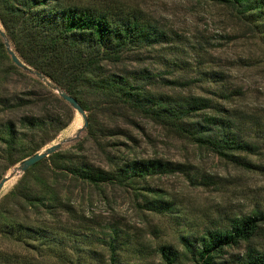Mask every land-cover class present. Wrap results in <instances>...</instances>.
<instances>
[{
    "label": "rangeland",
    "instance_id": "1",
    "mask_svg": "<svg viewBox=\"0 0 264 264\" xmlns=\"http://www.w3.org/2000/svg\"><path fill=\"white\" fill-rule=\"evenodd\" d=\"M61 1L71 6L134 12L169 36L164 44L125 53L121 63L105 62L101 77L108 73L129 81L136 77V85L161 99L212 98L223 109L260 120L257 126L246 124L245 136L254 140L262 137L261 149L248 156L256 169L238 168L141 114L110 106L104 95L85 86L81 94L88 127L94 131L91 137L89 129H83L82 117L60 98L56 86L17 68L7 53L0 51V123L13 122L22 133L13 148L18 160L58 144L53 154L74 164L108 171L125 160L160 161L183 165L197 178L191 184L184 173L167 172L134 181L132 186L116 182L93 185L64 178L48 157L25 173H15L23 160L10 166L0 144V181L11 177L0 192V203L26 177L33 194L42 197L45 192L49 198L58 193L71 207L58 218L45 208L33 210L36 213L11 211L10 224L40 232L42 241H18L16 236L0 233V264H109L107 227L129 236L119 257L122 264H161L155 254L159 246L171 245L181 252V237L193 242L205 229L225 224L229 217L264 210V20L257 27L231 6L207 0ZM0 42L4 44L1 37ZM140 73L144 78H138ZM215 74L219 75L218 83L213 81ZM170 81L187 85L173 86ZM40 82L46 89L38 85ZM219 89L242 95L224 101L212 95ZM23 118L43 122L47 133L21 126ZM45 137L52 139L34 152ZM201 179L209 183L197 185ZM152 191L173 204V214H155L141 207L143 196ZM252 245L264 253V237ZM245 248L227 249L225 260H235Z\"/></svg>",
    "mask_w": 264,
    "mask_h": 264
},
{
    "label": "trees",
    "instance_id": "2",
    "mask_svg": "<svg viewBox=\"0 0 264 264\" xmlns=\"http://www.w3.org/2000/svg\"><path fill=\"white\" fill-rule=\"evenodd\" d=\"M207 1L231 6L237 14L257 27L264 20V0ZM0 25L17 57L30 68L28 72L41 75L62 92L75 98L84 111H87V107L81 93L86 86L104 95L110 106L141 114L169 129L178 138L209 150L233 166L244 170L256 169L248 156L259 153V140L263 138L254 140L245 136V126L247 123L252 127L257 126L260 120L240 114L237 110L223 109L209 97L175 96L161 99L150 96L142 86L135 84L136 77L131 81L128 77L113 73L101 77L105 71V62L111 65L121 63L124 54L133 49L168 42L169 36L166 33L134 12L71 6L61 0H0ZM0 51L4 54L6 52L2 42ZM142 77L140 73L138 78ZM218 77L215 74L213 81L218 83ZM168 83L180 87L187 85L172 81ZM38 85L46 89L41 82ZM212 95L228 101L230 97L242 94L237 91L226 93V90L219 89ZM20 125H27L33 131L40 129L45 132L44 123L35 119L23 118ZM86 128L92 137V127L87 124ZM18 129L13 122L0 123V144L4 146V156L9 159L10 166L25 159L18 160L13 153L22 135ZM61 129L56 128V131ZM51 139L45 137L40 140L34 152ZM47 159L53 162L55 170L60 171L64 178L69 176L72 181L75 178L93 185L116 182L132 186L134 181L167 172L184 173L191 184L196 183L197 179L183 165L160 161L125 160L105 171L88 164H74L59 158L57 154ZM22 179L12 195L0 203V233L16 236L18 241L41 242L38 235L40 232H34L21 224H10V212H37L45 208L58 218L59 213H68L71 207L58 193H51L49 198H46L45 192L42 197L33 194L28 188L26 177ZM206 180L201 179L197 185H207L209 182ZM142 201L141 207L149 212L173 214V204L153 191L143 196ZM107 229L109 240L105 245L109 253V264H122L119 257L127 248L129 236H121L116 228ZM263 237L264 210L256 209L248 215H234L227 218L225 224L217 223L205 229L193 242L181 237V252L174 246L161 245L155 254L161 264H264V253L252 245L253 241ZM241 245H246V248L235 260H225L227 249H237ZM6 261H11V258H6Z\"/></svg>",
    "mask_w": 264,
    "mask_h": 264
},
{
    "label": "water",
    "instance_id": "3",
    "mask_svg": "<svg viewBox=\"0 0 264 264\" xmlns=\"http://www.w3.org/2000/svg\"><path fill=\"white\" fill-rule=\"evenodd\" d=\"M0 37L4 40V47L6 49L7 55L9 56L11 62L14 64V66H16L17 68L22 69V70H24V69L30 70V68L27 67L17 57V55L15 54L13 49L11 48V45L6 38L5 33L1 30H0ZM35 76H37L38 78H42V76L38 75V74H36ZM55 90L58 92L60 98L62 100H64L73 110L76 111V113H78L82 117L83 122H84L83 129H85L87 127V118L85 115V111L83 110L81 105L77 102V100L75 98H73L72 96H69L65 92H62L59 88L55 87ZM58 148H59L58 144L50 145L49 147L45 148L44 150H42V151L32 155L31 157L23 160L22 162H20L19 166L17 167V170H15L14 172L15 173H17V172L25 173L32 166H34L38 162L42 161L43 159H45V158L49 157L50 155H52L53 153H55ZM10 178L11 177H5L0 181V192L4 188V186L6 185V183L8 182V180Z\"/></svg>",
    "mask_w": 264,
    "mask_h": 264
}]
</instances>
